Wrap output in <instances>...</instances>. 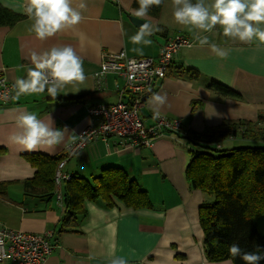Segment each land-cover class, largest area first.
Returning a JSON list of instances; mask_svg holds the SVG:
<instances>
[{
  "label": "crops",
  "instance_id": "0c3cea01",
  "mask_svg": "<svg viewBox=\"0 0 264 264\" xmlns=\"http://www.w3.org/2000/svg\"><path fill=\"white\" fill-rule=\"evenodd\" d=\"M133 0H72V7L81 12L82 22L74 29L40 40L32 31L33 19L26 12L27 0H0V4L24 16L11 26H0V71L13 84L27 78L32 68L31 52H43L53 46L71 45L83 59L87 79L83 85H68L56 98L47 91L15 98L0 105V226L30 233L51 232L56 245L43 264H110L113 256L126 264H233L231 260L208 261L203 253V234L198 222V206L207 197L192 189L184 175L188 160L187 139L181 133L163 132L151 145L130 146L116 136L95 138L85 148L70 156L63 171L91 177L108 166L123 167L148 192L151 209L133 210L121 204L105 209L86 201L87 214L77 231L58 232L63 204L56 197L25 194L23 181L34 168L24 157L25 151L9 142L16 131L15 118L20 110L37 114L54 127H67L64 142L48 155L63 153L79 131L95 123L87 107L112 104L119 99L118 87L123 78L107 73L97 80L95 73L101 54L124 50L131 57H156L160 46L171 36L181 33L194 38L207 35L210 43L228 50L221 59L205 45L195 44L174 55L166 76L155 82L152 92L143 100L140 116L146 125L154 122L151 97L167 94L162 114L179 118L184 130L193 134L217 131L228 121L247 120L264 124V45H244L222 35L217 26L213 33L189 32L173 17L172 0H164L157 16L143 17L154 28L149 46L134 45L130 37L139 29L129 16L136 10ZM195 2V0H193ZM84 7L81 8L80 5ZM143 48V55L133 48ZM195 69L201 77L215 78L241 94V99L217 97L213 91L193 81L186 69ZM79 97V101L66 98ZM193 100L197 103L193 108ZM193 108V109H192ZM231 140L225 138L221 145ZM229 145V146H230ZM0 264H14L6 261Z\"/></svg>",
  "mask_w": 264,
  "mask_h": 264
},
{
  "label": "trees",
  "instance_id": "16d2710c",
  "mask_svg": "<svg viewBox=\"0 0 264 264\" xmlns=\"http://www.w3.org/2000/svg\"><path fill=\"white\" fill-rule=\"evenodd\" d=\"M161 6H153L148 14L157 16ZM132 7H139L137 0L132 1ZM23 16L0 4V26H11ZM187 71L191 80L198 81L217 97L241 99V94L229 85L212 77H201L195 69ZM196 104L193 100V108ZM185 131L182 124L181 130L170 132H182L181 136L187 139L185 179L192 189L207 197L198 206L204 256L211 262L231 260L233 264H245L239 256H230L229 247L235 243L244 251H255L257 246L264 250V233L257 225V218L264 214V128L257 122L236 120L204 134L188 137L189 131ZM224 138L231 140L230 146L217 144ZM5 152L0 146V156ZM63 156V153L24 154L34 168L33 175L23 181L25 194L45 200L56 197L63 204L58 232L77 231L87 214L86 201L105 209L117 204L133 210L153 208L147 190L119 166L103 167L91 177L71 173L57 187L55 170Z\"/></svg>",
  "mask_w": 264,
  "mask_h": 264
},
{
  "label": "clouds",
  "instance_id": "9594fccd",
  "mask_svg": "<svg viewBox=\"0 0 264 264\" xmlns=\"http://www.w3.org/2000/svg\"><path fill=\"white\" fill-rule=\"evenodd\" d=\"M139 7L132 13L134 17L147 16L153 6L159 7L163 0H137ZM173 17L177 24L187 28L191 33H213L217 26L222 35L241 44L254 42L264 45V0H172ZM84 7L83 4L80 5ZM26 14L33 19L32 31L40 40L74 29L83 16L72 7V0H27ZM145 22L139 31L130 37L134 45L149 46L152 40L146 37L159 31ZM198 45H207L221 59L229 55L228 50L210 43L207 35L194 37ZM133 51L143 55V48H133ZM32 68L28 69L27 78L15 81V98L28 94H39L47 91L56 98L60 90L68 85H83L87 79L83 59L71 45L53 46L43 52H31ZM162 76L163 73H160ZM131 78V77H130ZM5 101L8 97H3ZM153 119H160L161 107L167 103V94L154 93L151 97ZM16 131L9 136V142L18 146L20 151L53 152L64 142L68 128L54 127V121L38 118L34 112L20 110L15 118ZM3 241L0 240V245ZM231 257L239 256L245 264H260L264 260V250L257 246L255 251H244L238 244L229 247ZM110 264H126V260L113 256ZM230 264V262H228Z\"/></svg>",
  "mask_w": 264,
  "mask_h": 264
},
{
  "label": "built area",
  "instance_id": "2783aa9c",
  "mask_svg": "<svg viewBox=\"0 0 264 264\" xmlns=\"http://www.w3.org/2000/svg\"><path fill=\"white\" fill-rule=\"evenodd\" d=\"M194 44L195 38L178 33L160 46L156 57H131L124 50L101 54L95 78L99 80L107 73H116L123 78L124 85L116 86L119 99L115 103L87 107V113L95 123H90L79 131L77 137L63 150L64 156L55 170L57 187L69 177L63 171L66 160L95 138L116 136L130 146L139 147L151 145L153 139L163 132L181 130L182 122L179 118H169L162 113L160 119L146 125L139 110L146 92L152 90L157 80L166 76L174 55ZM13 85L0 71V105L11 102ZM5 96L8 97L7 101L3 99ZM51 236V232L30 233L0 226V240L3 241L0 245V263L12 261L14 264H43L56 245L51 241Z\"/></svg>",
  "mask_w": 264,
  "mask_h": 264
},
{
  "label": "water",
  "instance_id": "95a60500",
  "mask_svg": "<svg viewBox=\"0 0 264 264\" xmlns=\"http://www.w3.org/2000/svg\"><path fill=\"white\" fill-rule=\"evenodd\" d=\"M129 20H130L131 23H132L133 25H135L138 29H139V27H140L143 23H145V22L149 23L148 20H146V19H144V18H137V17H134L133 15H130V16H129ZM151 92H152L151 89H150L149 91H147L146 94H145V96L143 97V100H145L146 97H147Z\"/></svg>",
  "mask_w": 264,
  "mask_h": 264
},
{
  "label": "rangeland",
  "instance_id": "374dc122",
  "mask_svg": "<svg viewBox=\"0 0 264 264\" xmlns=\"http://www.w3.org/2000/svg\"><path fill=\"white\" fill-rule=\"evenodd\" d=\"M263 126H264V124H263ZM224 139H225V138H224ZM224 139H221L217 144H218V145H221V142H222V140H224ZM236 144H237V143H236ZM229 145H230L229 143H224L222 146L228 147ZM257 225H258L259 231H260L261 233H264V214L261 215V216H259V217L257 218Z\"/></svg>",
  "mask_w": 264,
  "mask_h": 264
}]
</instances>
